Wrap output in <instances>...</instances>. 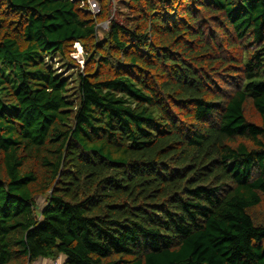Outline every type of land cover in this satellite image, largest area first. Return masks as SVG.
I'll use <instances>...</instances> for the list:
<instances>
[{
	"label": "trees",
	"instance_id": "trees-1",
	"mask_svg": "<svg viewBox=\"0 0 264 264\" xmlns=\"http://www.w3.org/2000/svg\"><path fill=\"white\" fill-rule=\"evenodd\" d=\"M94 1L0 0V264H264V0Z\"/></svg>",
	"mask_w": 264,
	"mask_h": 264
},
{
	"label": "rangeland",
	"instance_id": "rangeland-1",
	"mask_svg": "<svg viewBox=\"0 0 264 264\" xmlns=\"http://www.w3.org/2000/svg\"><path fill=\"white\" fill-rule=\"evenodd\" d=\"M90 1H93V0H90ZM94 2H95V1H94ZM96 3H97V2H96ZM97 8H98V11H99V10H100V9H99L100 7H99L98 3H97ZM98 11H97V12H98ZM95 12H96V11H95ZM97 12H96V13H97ZM99 12H100V11H99ZM99 12H98V13H99ZM98 13H97V14H98ZM107 25H108V22H106V23L104 22L103 24H100V25H99V30H100L99 33H100V34H102L101 31H105V30L107 29ZM100 36H101V35H100ZM75 57H76L77 61H79V63L83 64V58H84V55H83V53H82L81 47H80V49L78 48ZM43 203H44V201L41 199L40 202H39V204H40V205H43ZM50 264H52V263H50Z\"/></svg>",
	"mask_w": 264,
	"mask_h": 264
},
{
	"label": "built area",
	"instance_id": "built-area-1",
	"mask_svg": "<svg viewBox=\"0 0 264 264\" xmlns=\"http://www.w3.org/2000/svg\"><path fill=\"white\" fill-rule=\"evenodd\" d=\"M87 4H88V10L91 12V13H93V14H97L99 11H98V8H97V3L96 2H94V0L93 1H90V0H88V2H87ZM97 13H96V12ZM75 48H77V50H78V48L80 49V47H79V45L78 44H76L75 45ZM76 55V54H75ZM75 55H73V57L74 58H76L75 57ZM81 64V63H80ZM82 65V64H81ZM52 264H58L57 263V261H54V262H52Z\"/></svg>",
	"mask_w": 264,
	"mask_h": 264
},
{
	"label": "clouds",
	"instance_id": "clouds-1",
	"mask_svg": "<svg viewBox=\"0 0 264 264\" xmlns=\"http://www.w3.org/2000/svg\"><path fill=\"white\" fill-rule=\"evenodd\" d=\"M80 47V46H79Z\"/></svg>",
	"mask_w": 264,
	"mask_h": 264
}]
</instances>
